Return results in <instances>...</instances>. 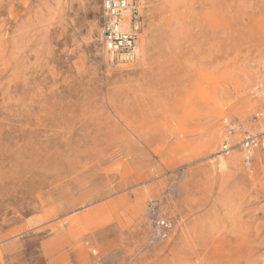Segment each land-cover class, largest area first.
I'll return each instance as SVG.
<instances>
[{
	"label": "rangeland",
	"instance_id": "rangeland-1",
	"mask_svg": "<svg viewBox=\"0 0 264 264\" xmlns=\"http://www.w3.org/2000/svg\"><path fill=\"white\" fill-rule=\"evenodd\" d=\"M100 3L0 0V264H264V152L216 163L264 106V0H140L127 64Z\"/></svg>",
	"mask_w": 264,
	"mask_h": 264
},
{
	"label": "built area",
	"instance_id": "built-area-1",
	"mask_svg": "<svg viewBox=\"0 0 264 264\" xmlns=\"http://www.w3.org/2000/svg\"><path fill=\"white\" fill-rule=\"evenodd\" d=\"M99 46L103 54L118 64L134 60L139 52V37L142 28L140 0H101ZM255 131L241 130L235 137L236 129L225 130L218 154L229 157L235 152L241 155L240 164L247 173L253 172L255 156L264 152V106L252 117ZM149 223L148 245L165 241L173 231L172 221L158 215L155 203L147 209Z\"/></svg>",
	"mask_w": 264,
	"mask_h": 264
},
{
	"label": "bare ground",
	"instance_id": "bare-ground-1",
	"mask_svg": "<svg viewBox=\"0 0 264 264\" xmlns=\"http://www.w3.org/2000/svg\"><path fill=\"white\" fill-rule=\"evenodd\" d=\"M139 53V52H138ZM138 53L136 54L135 58L137 57ZM134 58V59H135ZM132 62V61H131ZM130 63V62H129ZM238 154L239 153H234L233 155L229 156V157H223L221 155H217L216 157V163H217V167L220 170H225L228 165L234 166L237 164V160H238ZM241 156V155H240Z\"/></svg>",
	"mask_w": 264,
	"mask_h": 264
}]
</instances>
